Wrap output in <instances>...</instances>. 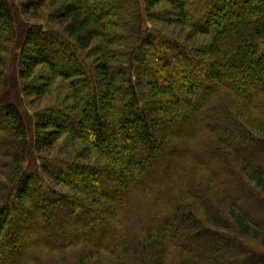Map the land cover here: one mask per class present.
Instances as JSON below:
<instances>
[{
  "label": "trees",
  "instance_id": "obj_1",
  "mask_svg": "<svg viewBox=\"0 0 264 264\" xmlns=\"http://www.w3.org/2000/svg\"><path fill=\"white\" fill-rule=\"evenodd\" d=\"M155 22L188 31L169 34ZM257 72L264 0H0V246L8 247L0 264H44L73 251L74 264H195L189 243L198 231L233 253L224 263L263 262L197 215L213 218L215 193L244 235L264 234L238 205L255 198L264 208L256 192L264 193V171L241 155L264 149L249 127L264 128V88L245 90L240 80ZM57 79L66 104L24 110ZM66 134L72 153L50 157ZM192 174L209 185L187 182ZM181 187L190 203L176 199ZM98 222L97 235L83 228Z\"/></svg>",
  "mask_w": 264,
  "mask_h": 264
},
{
  "label": "rangeland",
  "instance_id": "obj_2",
  "mask_svg": "<svg viewBox=\"0 0 264 264\" xmlns=\"http://www.w3.org/2000/svg\"><path fill=\"white\" fill-rule=\"evenodd\" d=\"M17 1L19 2L20 0H17ZM24 19L26 21H28V22H31V23L34 22V20H30L26 16L24 17ZM155 25L160 30H163V31H165V32H167L169 34H175V35L184 34V35H186L187 31H188V28H185V29L182 30V29L176 27L175 25H169V24L163 23V22H158V23L155 22ZM147 26L152 27V26H154V23H150L149 22V23H147ZM180 33H182V34H180ZM198 40H201V39H198ZM40 46H44V43H41ZM56 50L58 52L59 49L56 48ZM65 51H67V50H65V49L64 50L63 49L60 50V52H65ZM39 70L42 73L43 72L45 73L47 71V70H45V69H43L41 67H40ZM256 76H257L256 78H252L251 82H248L247 80H244L245 77L240 79L244 83L241 88H244L245 90H247V88L249 87V83L256 84L258 89L264 88V72H257ZM248 78H249V76H248ZM261 80H262V82L259 83ZM63 86H65V85H64V83L62 82L61 79H57V80L53 81L52 84H51V87L49 88V94L44 99H39L37 101H34L35 99L27 100V98H26V101L23 104L24 110H27L30 114H34L35 110L44 108L46 105H49V104H51V105H54L56 103L66 104V102L64 100H65V95H67V93H68V90L66 88H64ZM8 95L11 96L12 99H15L14 94H8ZM21 98L23 99V95H21L18 98L16 97V100H20ZM32 101H34V102H32ZM69 102L70 101H68V103ZM233 102H235V100ZM228 107H230V104H228ZM0 116H1V112H0ZM244 117H245V115L241 116V118H243V119H244ZM234 119H235V115H234ZM255 122H259V121L255 119ZM255 122H251V123L255 124ZM249 127L252 128V130H253L252 133L256 134L258 136V138L264 139V128H263V130H261V129H258L257 126L249 125ZM68 136L69 135L66 134V136L63 137L60 140V143H59L58 147H56L51 152V156L50 157H53V156L68 157L69 154L72 153L71 151L73 150V148L71 147V144L65 142L66 139L68 138ZM65 143H66V145H65ZM151 148H153V147H151ZM241 155H243L245 158L249 159V163L251 165H253V167H255L256 169H259L261 171H264V149H261V148H258V147L252 149V147H251V149H249V151H242ZM204 159L205 160H207V159L209 160V158H207V157L204 158ZM190 161H191L192 165L196 164L194 159H192ZM210 161H211L212 167L214 169H216L215 164H213V163L217 162L216 158L210 159ZM104 162H106V159L105 160L101 159V163H104ZM155 162H156V160H154V162L152 163V166H153V164ZM169 162H170L169 164H172V166H173L175 164L174 157L173 158L171 157L169 159ZM145 164L150 167L149 163H145ZM196 175H195V177H194V174L188 175L190 178H187L186 181L190 182V183H192V181H193L194 184L203 185L206 188V185H209V184H207L205 182V180L200 177V175H198V177ZM225 178L227 179V181H230L231 177L226 176ZM189 179H191L192 181H190ZM242 179L244 180L245 183H250L251 187L254 188L256 186L254 181L248 179V176H247L246 172L243 173ZM85 182L87 184H90L91 186H94V187H97V188L101 189L100 187H98V185L96 183L92 182L89 179L86 180ZM237 185L238 184H236V186L233 185L234 186L233 190L237 189ZM57 186L59 187V189L63 190L64 192L73 193L72 190L69 189L66 186H63V185H57ZM122 186L123 185L115 184V186H113V187L114 188L116 187L118 190H122L123 189ZM182 188L183 187H181V189L179 190L178 193L175 192L176 199L178 201H180L181 203L183 202V204L190 203L189 199L192 198V197H190L191 195L190 194L188 195L185 192V190H183ZM231 189H229V191H228L229 194H231V196L236 197L237 192H236V194L233 191L230 192ZM256 192L257 193L259 192L261 197L264 198V193H262L260 191V189H257ZM246 193L244 191H241L237 195L241 196V198L243 196L246 197V198H249V196ZM210 197L213 198V205H215L214 206L215 208H212L213 209L212 210V214H214L213 218L211 219L206 214L203 215L200 212H199V214L197 213V215H199V216L201 215L200 217L202 219L201 222H203L202 223L203 226L205 228H208V229H211V230H217L220 235H225V236H229L231 238H235V239H237L240 242L241 245H243L247 249H250L253 253L260 254V255L264 256V234H262V235L258 234L257 235L256 233H252V234L244 235L243 231L240 230V228L238 226L237 218L232 213L231 208L228 205L229 203L226 202L225 197L222 196V198H219L218 196H215V193H213L212 196H210ZM150 199H152V201L155 202L152 197H150ZM249 202H250L249 205H246V204L244 205L243 202H239L238 205L244 211L248 212L247 214H249L251 217H253L256 221H260V222L264 223V208H263V210L261 212V210L259 209L260 205H259V203H257L255 198L249 200ZM150 205H152V204H150ZM141 206L142 205H139V207H137V208H139V210H141V211H144ZM154 206H157V205H154ZM254 208H256L258 211L254 212L253 211ZM237 213H242V212L237 210ZM76 214L79 215V212L76 213ZM45 216L46 217H50V214H45ZM74 216H76V215L73 214L71 216V219H74ZM126 218H125V221H126ZM47 219L48 220H52V219H49V218H47ZM141 220H142V215H141ZM127 221H128V219H127ZM127 221L125 222V224H126V227L128 229ZM251 225L253 226V224H251ZM99 226H100V222H98L95 225L89 223V224H86L85 226H83V228H85L90 233L92 232L93 234L97 235L98 231H99L98 230ZM138 229H140V232H141L142 236L147 234L145 232L146 229L144 228V226H142V222H141L140 227ZM93 234H91V235H93ZM199 234L200 233L198 231L194 235L195 237H193L194 239H192V241H191L192 243L191 242L189 243L190 250L193 251L194 255L197 257V259L194 260L195 264H226V263L233 264V263H231V261L225 262V263L222 261V259L225 258V257H226V260L227 259L234 260V257H235V256H232L233 253L229 252V251H228V253H232V255L227 257V253L223 249V246L225 245L223 242L219 241L218 239H211V238H207V237L204 238V237H202ZM36 237L37 236H34V238H36ZM23 239H24V244L27 243L26 237L23 238ZM5 245L6 244L3 243V245L0 246V247H2V249L3 248H5V249L8 248ZM215 249H216V252H215ZM233 249H234V247H233ZM11 250H12V251H10L11 254H14V253L16 254L17 253L16 252L17 251L16 248H13ZM205 250H206V252H204ZM235 250H236V247H235ZM63 256L64 257L60 256V258H57L58 256H56L53 259L49 258L47 260V262H45L44 264H74L73 261L77 260L76 258L80 256V253H77V252L73 251V252H68L66 254H63ZM54 259H59V261H55ZM60 260H61V262H60ZM171 260H172V258L170 256L169 263H170ZM77 262H79V261L77 260ZM9 263L10 262H7V264H9ZM260 263L264 264V261L262 262V260L258 261V259L257 260L254 259L250 263L245 262L244 264H260ZM104 264H106V263H104Z\"/></svg>",
  "mask_w": 264,
  "mask_h": 264
}]
</instances>
